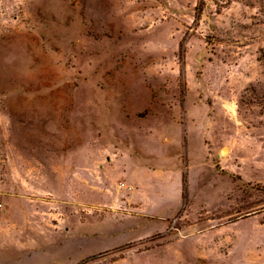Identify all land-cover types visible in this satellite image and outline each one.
Returning <instances> with one entry per match:
<instances>
[{
    "label": "rangeland",
    "instance_id": "1",
    "mask_svg": "<svg viewBox=\"0 0 264 264\" xmlns=\"http://www.w3.org/2000/svg\"><path fill=\"white\" fill-rule=\"evenodd\" d=\"M0 202L20 264H264V0H0Z\"/></svg>",
    "mask_w": 264,
    "mask_h": 264
},
{
    "label": "crops",
    "instance_id": "2",
    "mask_svg": "<svg viewBox=\"0 0 264 264\" xmlns=\"http://www.w3.org/2000/svg\"><path fill=\"white\" fill-rule=\"evenodd\" d=\"M2 204V202H1ZM2 207V205H1ZM15 213V212H13ZM12 210L7 209V211L3 212L0 211V264H20L22 262V257L21 255L16 256V257H8L6 256V247L7 246H14L17 248H21L23 246H31V245H37V246H47L51 242H36L35 244H32L31 242H4L5 241V232H4V226L1 224L2 219H5V217L9 216L11 217ZM254 215H264V211L261 213H257ZM211 230V229H210ZM209 230V231H210ZM213 230V229H212ZM224 242V240H222Z\"/></svg>",
    "mask_w": 264,
    "mask_h": 264
},
{
    "label": "trees",
    "instance_id": "3",
    "mask_svg": "<svg viewBox=\"0 0 264 264\" xmlns=\"http://www.w3.org/2000/svg\"><path fill=\"white\" fill-rule=\"evenodd\" d=\"M185 179H184V177H183V181H182V183H183V185H184V183H185V181H184Z\"/></svg>",
    "mask_w": 264,
    "mask_h": 264
},
{
    "label": "built area",
    "instance_id": "4",
    "mask_svg": "<svg viewBox=\"0 0 264 264\" xmlns=\"http://www.w3.org/2000/svg\"><path fill=\"white\" fill-rule=\"evenodd\" d=\"M1 205H2V204H1V202H0V207H1Z\"/></svg>",
    "mask_w": 264,
    "mask_h": 264
}]
</instances>
